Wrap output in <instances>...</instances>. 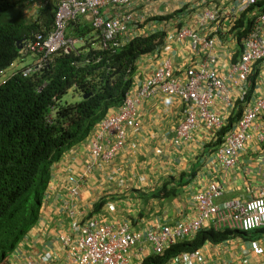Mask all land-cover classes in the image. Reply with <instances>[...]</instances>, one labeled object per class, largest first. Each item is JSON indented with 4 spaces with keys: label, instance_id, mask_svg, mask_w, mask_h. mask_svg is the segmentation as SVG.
I'll return each instance as SVG.
<instances>
[{
    "label": "crops",
    "instance_id": "obj_1",
    "mask_svg": "<svg viewBox=\"0 0 264 264\" xmlns=\"http://www.w3.org/2000/svg\"><path fill=\"white\" fill-rule=\"evenodd\" d=\"M235 7V0H133L129 6L143 21L148 19L146 26L151 27L152 31L165 29L166 32L167 27L156 25L158 21L151 18L183 9V12L165 21H175L178 26L191 27L201 35L214 36L218 46L217 67L220 75L228 72L229 62L237 59L241 49L231 30L233 21L230 10ZM207 8L220 11L221 18L200 25L199 19ZM38 10L31 3H26L22 12L24 18L29 20L38 16ZM133 26L129 25L128 31L119 39L121 42L137 32L150 31L147 28L134 29ZM165 56L171 59L176 69H183L204 57L202 51L197 53L190 48L188 40L175 42L166 39V43L155 52L142 55L137 60L133 85L140 84L148 77ZM254 68L257 69L254 91L262 93L264 60L253 65L250 77ZM227 84L232 87L234 97L236 89L232 80L228 79ZM239 100L236 99L233 108L216 101L213 110L226 115L227 122L231 114L234 116L239 110L242 114L248 105L247 102L240 105L237 103ZM183 115L184 106L177 97L157 93L137 104L136 117L140 127L136 131L127 127L125 145L112 159L99 158L88 166L90 154L87 139L72 146L52 166L38 221L11 253L8 264H23L28 259L35 260L37 264H76L62 249L60 239L70 230L67 188L73 174L85 176L80 195L72 204L81 221L95 217L112 224L128 222L131 229L142 233L156 224H174L194 216V194L204 190L212 181L220 183L224 189L217 201L233 198L247 200L258 195L264 185V142L256 139L258 130L251 128V137L238 153L236 164L223 168L215 157L218 146L214 131L202 124L191 132L188 140L174 143L175 129ZM261 123L264 126L262 120L257 121L256 125ZM235 124L236 120L232 127ZM106 137V142L113 141L116 135L111 132ZM120 178L124 181L121 185ZM173 193L176 195L170 197L169 194ZM261 231L264 229L252 233L247 243L243 242L245 237L241 235L215 245L207 242L211 247L204 251L207 258L205 264H264V238H259L257 242L252 240ZM140 247L139 254L131 258V264H142L151 253L148 243L143 241ZM245 254L259 262H250L243 257ZM140 255L143 257L138 262Z\"/></svg>",
    "mask_w": 264,
    "mask_h": 264
},
{
    "label": "built area",
    "instance_id": "obj_2",
    "mask_svg": "<svg viewBox=\"0 0 264 264\" xmlns=\"http://www.w3.org/2000/svg\"><path fill=\"white\" fill-rule=\"evenodd\" d=\"M133 0H59L54 13L52 27L41 29L25 39L21 54L36 57L32 67L24 74L38 70L50 56L63 51L69 53L80 39L67 36L71 22L83 16L100 33L101 48L111 44H120L119 37L124 35L130 24L142 21L130 8ZM236 7L230 10L232 21L258 0H235ZM235 15H233V14ZM220 14V13H219ZM218 10L207 8L203 11L199 23L219 20ZM170 41L188 40L190 48L204 57L194 60L183 69L173 67L169 57L162 58L159 65L136 87H132L117 109L109 113L98 129L87 141L90 160L93 165L99 158L110 160L124 147L127 139V127L138 130L140 123L136 117L137 104L140 100L157 93L177 97L184 106V115L175 129L174 143L179 144L190 138L191 132L200 124L214 131L222 128L227 116L213 110L216 101L227 108H233L236 99L246 95L250 86L253 65L264 60V11L258 13L247 34L241 38V49L235 61L229 62L228 72L220 75L217 67V43L211 35H201L195 29L181 26L166 32ZM2 75L3 72L0 71ZM233 82L236 95L227 80ZM5 79L0 80L4 83ZM264 92L253 93L235 126L227 131L220 145L215 149V157L223 168H230L237 162L238 153L245 148L251 137V128H256V139L264 142ZM116 138L107 140L108 133ZM104 144L106 146H104ZM90 163V164H89ZM85 176H70L69 202L67 214L70 217V230L60 236L62 249L76 264H131V258L139 254L138 248L144 241L149 244L151 253L163 255L180 241L195 237L202 230H240L252 231L264 228V185L261 192L247 200L238 198L217 201L224 189L218 182H209L204 190L194 194L195 215L174 224H156L145 233L130 228L128 222L118 224L102 222L95 217L81 221L73 200L79 197L81 184ZM124 183L119 179V184ZM113 209V207H110ZM208 244L194 251L178 253L170 257L165 264H204V251ZM143 255H140L141 261ZM24 264H37L28 259Z\"/></svg>",
    "mask_w": 264,
    "mask_h": 264
},
{
    "label": "trees",
    "instance_id": "obj_3",
    "mask_svg": "<svg viewBox=\"0 0 264 264\" xmlns=\"http://www.w3.org/2000/svg\"><path fill=\"white\" fill-rule=\"evenodd\" d=\"M23 2L0 0L2 72L16 59H24L19 49L23 40L53 24L52 4L42 8L36 21L24 18L22 7H17L15 15L5 16L9 9L13 11ZM263 11L264 0H258L233 20L231 30L240 48L241 38L250 30L255 16ZM181 12L183 9H178L151 20L165 21ZM143 20L138 23L148 19ZM67 36L80 39L71 52L53 54L41 68L29 74L13 69L12 76L0 85V264H8L11 253L38 221L52 166L137 86L133 85L137 60L166 43V30L157 29L137 32L120 44L101 48L100 33L83 16L69 24ZM254 69L245 97L237 101L240 105L249 103L253 96L257 75ZM70 89L80 95L79 101L64 100ZM239 111L231 114L216 133L217 145L234 127L232 123L239 119ZM257 231L202 230L194 239L178 242L163 255L149 254L142 264H162L179 252L196 250L207 242L215 245L238 235L249 237Z\"/></svg>",
    "mask_w": 264,
    "mask_h": 264
},
{
    "label": "rangeland",
    "instance_id": "obj_4",
    "mask_svg": "<svg viewBox=\"0 0 264 264\" xmlns=\"http://www.w3.org/2000/svg\"><path fill=\"white\" fill-rule=\"evenodd\" d=\"M10 10V9H9ZM7 11L6 13H5V16L6 17H11L13 14L15 15V12H18L19 10L17 9V7H15V8H13V11L12 10H10V11ZM220 13V11H218V14ZM220 16H221V13L219 14ZM219 18H221V17H219ZM147 20V19H146ZM156 21V20H155ZM149 22H151V21H149ZM146 23H147V21H145L144 23H136V24H133L134 26H133V28L134 29H138V28H140V27H142V29H148V30H151V27L149 28V26H146ZM162 23H164V24H162ZM138 24H140L141 26L139 27V25ZM156 25H158V26H161V27H167L166 29L167 30H170V29H174V28H178V24L177 23H175V21H172L171 23H169V22H163V21H158V23H156ZM35 59V56L34 55H32V54H28L24 59H16L15 60V62H14V65L10 68V69H6L5 71H4V75H1L0 76V79L3 77V78H6V77H8L13 71H12V69H16V68H18V69H22V68H24L26 65H28L30 62H32L33 60ZM64 100L65 101H68V102H76V101H79L80 100V95L79 94H76V93H74V91H73V89H70L68 92H67V94L65 95V97H64ZM114 203V202H113ZM257 236H254L253 237V239L252 240H254V241H258L259 240V238H264V231H261V232H259L258 234H256ZM249 240V238L248 237H245L244 239H243V242L244 243H247V242H249L248 241ZM242 241V240H241ZM243 244V243H242ZM243 257H245L246 259H248L250 262H259L258 260H253L248 254H245ZM261 259H262V256L260 257ZM239 263V262H238ZM240 264V263H239Z\"/></svg>",
    "mask_w": 264,
    "mask_h": 264
},
{
    "label": "clouds",
    "instance_id": "obj_5",
    "mask_svg": "<svg viewBox=\"0 0 264 264\" xmlns=\"http://www.w3.org/2000/svg\"><path fill=\"white\" fill-rule=\"evenodd\" d=\"M58 1L59 0H56V2H52L51 0H25V2H23V3H21V4H18L16 7H18V9H20V7H22V9H23V6L26 4V3H31L33 6H35V7H37V8H39V10H38V12L39 13H37V17H32L31 19H29V21L31 20V21H36L37 19H38V17H39V14L41 13V10H42V8H44L47 4H52V5H54V13H55V10H56V7H57V3H58ZM28 5V4H27ZM27 19V18H26ZM28 20V19H27ZM136 24V23H135ZM41 29H45V28H41ZM41 29H39V30H37L36 32H39V31H41ZM50 29V28H49ZM49 29H47V30H49ZM121 37H119V39H120ZM127 38V37H126ZM24 41V40H23ZM23 41L21 42V44H20V46H19V49H20V53H21V49H22V44H23ZM28 54H26L25 55V57L27 56ZM24 57V58H25ZM23 59V58H22ZM36 60V57H35V59L32 61V62H30L28 65H26L24 68H22V69H19V70H23V73L26 71V70H28L29 69V67H32L33 66V64H34V61ZM13 65H14V63H13ZM12 65V66H13ZM11 66V67H12ZM10 67V68H11ZM10 68H8V69H10ZM13 70V69H12ZM35 71V70H34ZM31 72V71H30ZM13 73V72H12ZM12 73L8 76V77H6V78H1L0 80H2V79H5V82H6V80L10 77V76H12ZM5 73H4V71H3V74L2 75H4ZM29 74V73H28ZM1 76V75H0ZM250 79V78H249ZM4 82V83H5ZM4 83H0V85L1 84H4ZM250 84H251V81H250ZM120 107V106H119ZM118 107V108H119ZM118 108H110L109 109V111L106 113V115L103 117V118H101L97 123H96V125H95V127L93 128V132L91 133H89L83 140H88L91 136H93V134L96 132V130L98 129V124L100 123V121H102L109 113H111V112H114V111H117V109ZM227 119V118H226ZM139 121V120H138ZM139 123H140V121H139ZM225 123H226V120H225ZM224 123V124H225ZM82 140V141H83ZM90 160V159H89ZM88 164V163H87ZM87 166V165H86ZM74 176H82V175H75V174H73ZM261 229H264V228H258V229H255V230H252V231H256V230H261ZM240 231V230H239ZM252 231H243V232H252ZM196 237V236H195ZM195 237H193V238H191V239H194ZM191 239H189V240H191ZM184 241H187V240H184ZM181 242V241H180ZM177 244V243H176ZM205 244H208V247H207V249L208 248H210L211 247V245L209 244V243H205ZM205 244H203L201 247H199L198 249H200V248H202ZM174 246V245H173ZM172 246V247H173ZM198 249H196V250H198ZM169 250V249H168ZM167 250V251H168ZM166 251V252H167ZM194 251V250H193ZM165 252V253H166ZM182 252H186V251H182ZM164 253V254H165ZM179 253H181V252H179ZM150 255H156V254H153V253H149ZM178 254V253H177ZM176 255V254H175ZM205 255V254H204ZM205 258H206V255H205ZM169 259V258H168ZM167 259V260H168ZM207 259V258H206ZM32 260V259H31ZM166 260V261H167ZM27 261V260H26ZM166 261H164L162 264H165V262ZM25 263V262H24ZM23 263V264H24ZM205 263H206V260H205ZM204 263V264H205Z\"/></svg>",
    "mask_w": 264,
    "mask_h": 264
}]
</instances>
